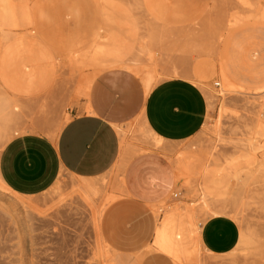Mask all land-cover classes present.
I'll return each instance as SVG.
<instances>
[{
    "label": "rangeland",
    "instance_id": "1",
    "mask_svg": "<svg viewBox=\"0 0 264 264\" xmlns=\"http://www.w3.org/2000/svg\"><path fill=\"white\" fill-rule=\"evenodd\" d=\"M16 1L29 15V31L0 33V97L20 101L13 136L56 137L73 114L94 111L101 100L119 112L140 110L148 73L155 84L192 78L207 96L209 113L197 135L179 142L156 141L137 117L128 121L124 159L160 151L176 173L182 164L188 169L177 174L161 206L129 199L120 164L91 179L97 182L91 194L76 189L81 179L66 171L38 195L0 190V264H214L218 257L202 247L199 229L212 207L224 209L222 215L233 216L254 239L240 247L234 264H264V135L254 133L264 113V0ZM7 48L14 61L37 65L42 82L15 83L13 68L2 66ZM116 53L130 68L111 65ZM222 73L234 88L224 87ZM4 144L0 140V151ZM248 172L253 177L241 186ZM208 188L223 193L221 200L206 195ZM19 199L32 204L22 228L8 210ZM165 217L185 254L172 257L155 244L154 226Z\"/></svg>",
    "mask_w": 264,
    "mask_h": 264
},
{
    "label": "crops",
    "instance_id": "2",
    "mask_svg": "<svg viewBox=\"0 0 264 264\" xmlns=\"http://www.w3.org/2000/svg\"><path fill=\"white\" fill-rule=\"evenodd\" d=\"M144 94L140 110L131 114L119 112L116 107L106 108L101 100L94 111L89 107L88 112L73 114L56 137L33 132L14 135L0 151L1 183L15 194L29 197L51 188L61 171L85 179L104 175L126 160L123 138L128 121L136 117L146 130L168 142L188 140L204 126L208 100L192 78H166L150 91L144 84ZM126 161L121 186L129 199L161 206L177 186V173L170 159L160 151H147ZM154 234L155 244L173 257L165 249L176 245L169 218L155 224ZM240 241L241 229L228 215L217 213L200 226L202 247L218 257L214 264L239 262L238 249L244 246ZM253 242L252 238L248 244Z\"/></svg>",
    "mask_w": 264,
    "mask_h": 264
},
{
    "label": "bare ground",
    "instance_id": "3",
    "mask_svg": "<svg viewBox=\"0 0 264 264\" xmlns=\"http://www.w3.org/2000/svg\"><path fill=\"white\" fill-rule=\"evenodd\" d=\"M151 9V8H150ZM31 12V11H30ZM232 21V20H231ZM29 25H30V21H29V15L28 13L24 10V8L22 6H20L18 4V2L16 0H0V33L2 34V36H4L3 38H9V37H16L18 34L22 33V32H26L29 31ZM157 46V45H156ZM14 48V47H13ZM8 49V48H7ZM5 49V54L3 56V65L5 69L9 68L8 66H11V68H13V81H19L20 84H25L27 87L30 86V88L35 84H39V82L42 80V76L40 75L41 73L37 72L35 69L37 65H33V69L29 68V64L27 65V63L25 62H21L18 63L16 61H14V51L12 50V48H9L8 50ZM17 49V48H16ZM113 52H117V50H112ZM4 53V52H3ZM19 55V54H18ZM42 55V54H41ZM51 56V55H50ZM115 56H117L114 60V62L111 64L112 66L115 67H125V68H130L129 66H127L126 64H123L120 60V57L117 55V53L115 54ZM44 57V55L42 56ZM41 58V56H40ZM46 59V57H44ZM25 60V59H24ZM36 60V59H35ZM42 60V58H41ZM34 61V60H33ZM38 61V60H36ZM112 61V60H111ZM124 61V60H123ZM1 62V61H0ZM134 62V61H133ZM30 63V62H28ZM32 63V62H31ZM30 63V64H31ZM34 63V62H33ZM36 63V62H35ZM136 63V62H135ZM39 67V66H38ZM140 67V66H138ZM141 68V67H140ZM139 68V70H140ZM2 69V68H1ZM0 69V70H1ZM142 69V68H141ZM11 70V69H10ZM11 70V71H12ZM38 70V69H37ZM43 70V69H42ZM41 70V71H42ZM57 70V69H56ZM55 70V71H56ZM39 71V70H38ZM8 72V71H7ZM142 72V70L140 71V73ZM2 73V72H1ZM43 73V72H42ZM143 73V72H142ZM5 75V74H3ZM44 76V75H43ZM142 76V75H141ZM9 77V76H8ZM7 77V78H8ZM223 78V79H222ZM142 79V78H141ZM221 79L223 82L224 87H227V89H232L234 88V85L231 84L226 77L222 74ZM144 81L145 87L147 89V91H150V89L152 88V86L155 84L153 82L154 79V75L151 73H148L144 79H142ZM7 82V81H6ZM42 82V81H41ZM40 82V83H41ZM16 83V82H15ZM44 83V81H43ZM18 87V85H17ZM16 89V88H15ZM228 89V90H229ZM224 90V88H223ZM235 90V89H234ZM28 91V90H27ZM30 92V91H29ZM210 92V91H209ZM234 92V91H233ZM18 93V92H17ZM40 93V92H39ZM237 93V92H236ZM242 93V92H241ZM6 94V93H5ZM9 94V93H8ZM262 95V99L264 100V90L261 91ZM2 95V94H1ZM34 95V94H33ZM259 96V94H258ZM255 97V96H254ZM19 99L15 98V97H11L6 95H3L0 97V140L4 143H6L12 135V130L15 131V128L17 125H19V120H18V115L17 112L20 109V105H19ZM263 105V104H262ZM262 116H260L257 119L256 125H255V130L254 133L257 136H263L264 135V113H260ZM21 122V121H20ZM23 123V122H21ZM20 123V124H21ZM22 125V124H21ZM22 127V126H20ZM146 130V129H145ZM147 131L154 137L156 138V141L158 140H163L162 138L158 137L156 134H154L151 130L147 129ZM18 132V131H16ZM146 132V131H145ZM147 133V132H146ZM14 134V133H13ZM136 134V133H135ZM150 135V136H151ZM13 137V135H12ZM145 137V136H144ZM138 138V137H136ZM143 138V137H142ZM135 139V138H134ZM139 139V138H138ZM142 140V139H141ZM139 139V141H141ZM147 140V139H146ZM124 141V138H123ZM150 141V140H149ZM154 141V140H153ZM143 142V141H142ZM145 143V142H144ZM208 143V142H207ZM127 147V146H126ZM159 147V146H157ZM135 148V147H133ZM132 149V148H131ZM133 151V150H132ZM140 151V150H139ZM137 152V151H136ZM195 157V156H194ZM197 157V156H196ZM185 158V157H184ZM191 158V157H190ZM193 158V157H192ZM187 159V158H186ZM180 160V159H179ZM182 160V159H181ZM192 160V159H191ZM199 161V160H198ZM190 162V161H189ZM127 161L126 160H122L120 161L118 164H120V168L121 171H124V168L126 166ZM179 164L181 162H178ZM188 163V162H187ZM197 163V162H196ZM186 164V162H185ZM177 165V164H176ZM181 165V164H180ZM187 165V164H186ZM118 166V165H117ZM188 166V165H187ZM179 167V166H177ZM181 171H179L180 174L178 176H181L183 174L186 173V170L188 171L187 167L182 164L181 166ZM189 167V166H188ZM118 168V167H117ZM191 168V167H190ZM177 169V168H176ZM120 172V169L118 170ZM242 171V170H241ZM251 171V170H250ZM178 172V171H177ZM181 172V173H180ZM118 174V172H117ZM121 174V173H120ZM248 176H245V178H241L240 179V185L243 186L247 183V180H249L251 177H253L252 175L249 176V172L247 173ZM122 175V174H121ZM238 176V175H237ZM119 177V176H118ZM182 177V176H181ZM250 177V178H248ZM122 178V177H121ZM120 178V181H121ZM179 179V177H177ZM238 178V177H237ZM81 180L77 183L75 182V184L77 183V188L81 191H83L84 193L86 192H94V190H96V183L94 181H92L91 179H85V178H80ZM254 179V178H253ZM264 180V179H263ZM98 181V180H97ZM119 181V182H120ZM118 182V183H119ZM123 182V178L121 181V184ZM255 182V181H254ZM253 182V183H254ZM257 182V181H256ZM74 184V182L72 183ZM74 184V185H75ZM250 186L251 183H250ZM255 187V186H254ZM242 189V188H241ZM255 189V188H253ZM0 190H7L9 192H12L11 190H9L6 186H4L1 183L0 180ZM216 189L213 188H208V191H206L207 193H205L206 195H214L215 199L214 201H220L221 197L223 196V193L221 192H217L215 191ZM239 190V189H237ZM97 191V190H96ZM95 191V193H96ZM13 193V192H12ZM85 193V194H86ZM15 194V193H14ZM91 194V193H90ZM227 196V195H226ZM201 198V197H200ZM205 195L202 196L203 201L205 200ZM239 198V197H238ZM212 199V198H211ZM243 199V198H242ZM245 200V198H244ZM241 201V200H240ZM200 202V201H199ZM238 200L235 201V205H238L240 207L244 206L245 203L239 202L237 203ZM232 204V205H234ZM219 205V204H218ZM217 205V207H218ZM234 205V206H235ZM203 206L208 207V205L206 203L203 204ZM221 206V205H220ZM233 206V207H234ZM32 204L30 202L24 201V200H14L13 202H11V204L8 206V210L12 213L13 217L15 218L16 222L22 227H25L28 225V220H27V215L30 214V210H31ZM228 207V206H227ZM213 208V207H212ZM210 210V217L217 214V213H224V209H212ZM244 208V207H243ZM242 208V209H243ZM210 209V208H209ZM231 209V207H230ZM199 210V209H198ZM228 210V209H227ZM241 210V208H240ZM27 214H26V213ZM227 212V211H226ZM232 212V211H231ZM241 212V211H240ZM228 213V212H227ZM37 215V214H36ZM32 216V215H31ZM202 216V215H201ZM207 216V215H206ZM206 216L205 219H206ZM209 217V218H210ZM233 217V216H231ZM202 221V220H201ZM205 222V220H203ZM197 228V227H196ZM200 229V228H199ZM242 229V228H241ZM244 229V228H243ZM242 229V231H243ZM189 230V229H188ZM187 230V231H188ZM198 230V229H197ZM195 231V230H194ZM193 232V230H192ZM196 231V235H197ZM190 233V231H189ZM247 233V232H246ZM244 232H241V241L240 243L243 245H246L248 243L251 242L252 240V235H248ZM191 235V234H189ZM195 235V236H196ZM198 236V235H197ZM196 236V237H197ZM193 237V236H192ZM189 238H187L188 240ZM196 239V238H195ZM198 239V238H197ZM175 240V239H174ZM198 241V240H197ZM184 242V241H183ZM199 244V242H197ZM182 244V243H181ZM241 244L239 246H241ZM184 246V245H183ZM185 247V246H184ZM246 248V247H244ZM165 249L167 251H169L174 257L180 256L181 254H185V250L182 247H179V245H173V246H166ZM205 249V248H204ZM241 249V248H240ZM239 250V249H238ZM245 250V249H244ZM247 250V249H246ZM239 254V253H237ZM250 255V254H249ZM208 264V263H207Z\"/></svg>",
    "mask_w": 264,
    "mask_h": 264
},
{
    "label": "built area",
    "instance_id": "4",
    "mask_svg": "<svg viewBox=\"0 0 264 264\" xmlns=\"http://www.w3.org/2000/svg\"><path fill=\"white\" fill-rule=\"evenodd\" d=\"M216 85L218 86V85H219V83H216ZM174 196H178V193H174Z\"/></svg>",
    "mask_w": 264,
    "mask_h": 264
}]
</instances>
